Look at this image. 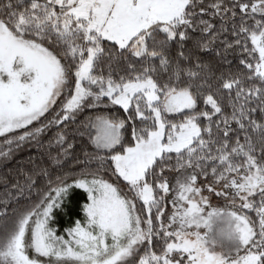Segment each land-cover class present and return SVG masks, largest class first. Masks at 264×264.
<instances>
[{"label": "snow or ice", "instance_id": "1", "mask_svg": "<svg viewBox=\"0 0 264 264\" xmlns=\"http://www.w3.org/2000/svg\"><path fill=\"white\" fill-rule=\"evenodd\" d=\"M0 264H264V0H0Z\"/></svg>", "mask_w": 264, "mask_h": 264}]
</instances>
